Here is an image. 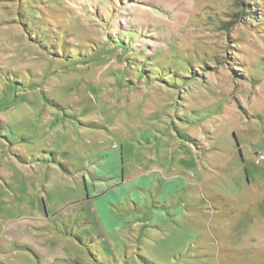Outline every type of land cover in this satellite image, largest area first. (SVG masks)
Here are the masks:
<instances>
[{
	"label": "rangeland",
	"instance_id": "obj_1",
	"mask_svg": "<svg viewBox=\"0 0 264 264\" xmlns=\"http://www.w3.org/2000/svg\"><path fill=\"white\" fill-rule=\"evenodd\" d=\"M0 264H264V0H0Z\"/></svg>",
	"mask_w": 264,
	"mask_h": 264
}]
</instances>
